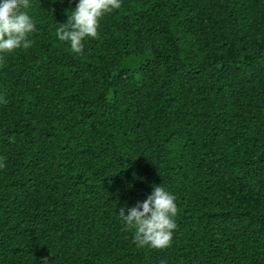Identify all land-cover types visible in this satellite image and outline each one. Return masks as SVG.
Returning <instances> with one entry per match:
<instances>
[{
	"label": "trees",
	"instance_id": "1",
	"mask_svg": "<svg viewBox=\"0 0 264 264\" xmlns=\"http://www.w3.org/2000/svg\"><path fill=\"white\" fill-rule=\"evenodd\" d=\"M77 0H31L0 59V264H264V0H123L80 55ZM169 247L118 212L154 186Z\"/></svg>",
	"mask_w": 264,
	"mask_h": 264
},
{
	"label": "clouds",
	"instance_id": "2",
	"mask_svg": "<svg viewBox=\"0 0 264 264\" xmlns=\"http://www.w3.org/2000/svg\"><path fill=\"white\" fill-rule=\"evenodd\" d=\"M123 0H77L65 23L56 29V37L72 53L80 55L88 39H98L101 19L119 10ZM31 0H0V59L16 50L32 46L30 36L37 30L29 14ZM5 163L0 158V169ZM176 197L165 187L154 186L150 195L135 206H124L118 215L125 231L134 232L138 247L164 249L170 246L177 227Z\"/></svg>",
	"mask_w": 264,
	"mask_h": 264
}]
</instances>
